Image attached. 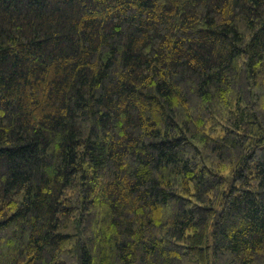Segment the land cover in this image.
Returning a JSON list of instances; mask_svg holds the SVG:
<instances>
[{"label":"trees","instance_id":"trees-1","mask_svg":"<svg viewBox=\"0 0 264 264\" xmlns=\"http://www.w3.org/2000/svg\"><path fill=\"white\" fill-rule=\"evenodd\" d=\"M0 264H264V0H0Z\"/></svg>","mask_w":264,"mask_h":264}]
</instances>
